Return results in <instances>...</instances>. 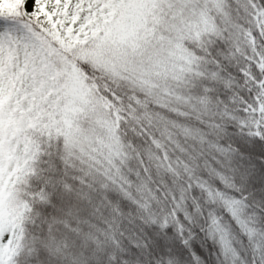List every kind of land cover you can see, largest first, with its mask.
<instances>
[{"label":"snow or ice","instance_id":"1","mask_svg":"<svg viewBox=\"0 0 264 264\" xmlns=\"http://www.w3.org/2000/svg\"><path fill=\"white\" fill-rule=\"evenodd\" d=\"M0 264H264V0H0Z\"/></svg>","mask_w":264,"mask_h":264}]
</instances>
